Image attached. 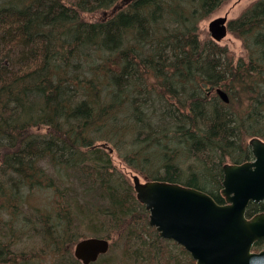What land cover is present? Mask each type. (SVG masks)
<instances>
[{
  "label": "trees",
  "instance_id": "trees-1",
  "mask_svg": "<svg viewBox=\"0 0 264 264\" xmlns=\"http://www.w3.org/2000/svg\"><path fill=\"white\" fill-rule=\"evenodd\" d=\"M228 1L0 0V210L11 222L0 264H50L68 254L75 222L94 219L147 263L194 264L143 231L156 234L103 145L144 180L225 202L223 166L247 162L249 141L264 140V0L228 24L245 56L199 39L201 21ZM42 192L47 201L29 206ZM262 212L264 201L247 209ZM28 235L29 258L13 250Z\"/></svg>",
  "mask_w": 264,
  "mask_h": 264
},
{
  "label": "water",
  "instance_id": "water-1",
  "mask_svg": "<svg viewBox=\"0 0 264 264\" xmlns=\"http://www.w3.org/2000/svg\"><path fill=\"white\" fill-rule=\"evenodd\" d=\"M209 31L216 42L223 40L228 16L212 20ZM216 93L229 103L227 93L220 89ZM249 146L256 162L223 166L225 205L193 187L132 177L137 200L150 213L149 225L162 238L184 246L197 264H264V250L253 251L264 240V212L247 216L251 203L264 201V141L255 137ZM109 249V240L90 237L76 243L74 256L82 264H91Z\"/></svg>",
  "mask_w": 264,
  "mask_h": 264
},
{
  "label": "rangeland",
  "instance_id": "rangeland-1",
  "mask_svg": "<svg viewBox=\"0 0 264 264\" xmlns=\"http://www.w3.org/2000/svg\"><path fill=\"white\" fill-rule=\"evenodd\" d=\"M257 0H229L225 4H223L215 13H213L210 17L204 19L199 24V39L201 42H206L209 40H212L210 31H209V24L212 20L218 17L228 16V23L236 18L239 17V15L247 9L252 3L256 2ZM88 18L90 20H97V19H103L105 18L104 14H96V15H89ZM221 46L227 47L230 53H232L235 58H239L246 55V50L243 47L242 41L237 38L234 34L230 33L228 31V35L226 38L221 40L219 43H217ZM46 129H39L38 133H45ZM109 146L112 147L111 144ZM111 154V160L113 166L116 168L117 171L122 173L124 175V179L118 178V180H122L126 186H131V188L134 191V185L132 176L137 174L141 178L142 176L136 172H134L133 168L128 167V165L119 158L117 152L110 153ZM2 166V163L0 162V167ZM144 181V179H141ZM133 192H130V195L132 196ZM135 193V191H134ZM136 196V193H135ZM28 205H37L40 203H45L47 201V194L45 192L42 193H32L28 195ZM145 207V206H144ZM147 211V210H146ZM148 212V211H147ZM149 213V212H148ZM7 212L5 210H0V231L7 232L9 229V226L11 222H3L5 218L7 217ZM150 214V213H149ZM149 219V216H148ZM76 230L75 233L79 234L76 238V240L68 246V254L65 253L63 256H53V259L50 264H82L81 261L77 260L74 256V247L77 241H79V238L82 237H102L105 239H108L111 243V246L116 244V248L109 251V253L101 259L97 264H104L106 261L104 259L106 258H113L114 263L113 264H151L145 262L146 257L143 255H140V253L134 251V249H131L129 244L124 245V242L122 240H119L121 232L119 231H109L108 229L111 227L112 223L103 224L102 222H96V219L93 220V222L84 221V222H75ZM149 228H153L149 226V222L147 225ZM104 227L105 230L104 231ZM43 228V225L40 226V229L38 232H41ZM155 229V228H154ZM146 234L150 233L152 236H158L161 240H165L162 237L159 236V233L156 231V234L153 232H150L149 229L143 230ZM138 232V230H137ZM99 233L98 235H95ZM147 238H150L149 235ZM3 240V234H0V241ZM156 241V239H155ZM169 244H165L167 250L171 249V251L179 253L181 251L180 245L176 244V242H173L171 240H165ZM32 243L33 239L30 238V236H23L21 241L13 247V250L19 254H24V256L28 257V254H31L32 252ZM142 253V252H141ZM13 258H16V255L13 256ZM186 259L192 257L187 256ZM4 264H22V258H16L11 262H7ZM163 264V263H160ZM189 264V263H188ZM194 264L196 262L194 261Z\"/></svg>",
  "mask_w": 264,
  "mask_h": 264
},
{
  "label": "flooded vegetation",
  "instance_id": "flooded-vegetation-1",
  "mask_svg": "<svg viewBox=\"0 0 264 264\" xmlns=\"http://www.w3.org/2000/svg\"><path fill=\"white\" fill-rule=\"evenodd\" d=\"M255 158H253V154H252V158L250 160H248L247 162H250V161H253ZM222 182H223V179L221 181V186H222ZM169 183V182H167ZM171 184H178V183H171ZM182 185V184H180ZM214 199V198H213ZM214 201L216 202V200L214 199ZM218 203V202H217ZM219 204V203H218ZM219 205H225V202L223 204H219ZM181 248H183L188 254L189 256H191L190 252L188 250H186V248L184 246H182ZM192 257V256H191Z\"/></svg>",
  "mask_w": 264,
  "mask_h": 264
},
{
  "label": "bare ground",
  "instance_id": "bare-ground-1",
  "mask_svg": "<svg viewBox=\"0 0 264 264\" xmlns=\"http://www.w3.org/2000/svg\"><path fill=\"white\" fill-rule=\"evenodd\" d=\"M220 90H222V91H224L223 89H221V88H219ZM225 92V91H224ZM226 93V92H225ZM251 163H254V162H256V159H254L253 161H250ZM133 176H138L139 178H140V180L142 179L139 175H137V174H135V175H133ZM132 176V177H133ZM132 180H133V178H132ZM142 181V180H141ZM142 182H144V181H142ZM133 184H134V181H133ZM217 203V202H216ZM218 204V203H217ZM219 205V204H218ZM111 249V248H110ZM110 249L108 250V252L110 251ZM107 252V253H108ZM107 253H105V254H101L99 257H98V259H100V257L102 256V255H106Z\"/></svg>",
  "mask_w": 264,
  "mask_h": 264
}]
</instances>
